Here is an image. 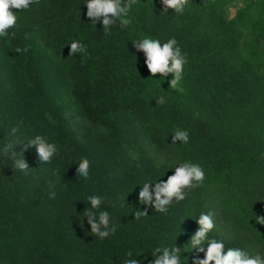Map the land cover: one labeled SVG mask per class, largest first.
Listing matches in <instances>:
<instances>
[{"label":"trees","instance_id":"obj_1","mask_svg":"<svg viewBox=\"0 0 264 264\" xmlns=\"http://www.w3.org/2000/svg\"><path fill=\"white\" fill-rule=\"evenodd\" d=\"M230 1L189 0L178 15L164 13L161 0H138L132 24L107 34L87 18L86 0H39L27 10L12 9L18 20L5 37L8 55L21 75L30 126L56 145L58 159L75 170L82 158L89 160L50 92L40 53L58 58L83 117L101 134L97 157L121 174L128 194L138 197L143 183L167 180L186 161L200 164L206 179L167 213L137 201L121 214L102 202L118 227L101 240L91 233L87 209L57 216L4 155L11 104L0 91V264H124L129 258L149 264L153 249L175 246L181 264H194L204 253L190 239L199 215L208 212L216 225L209 239L264 257V225L255 219L264 215V0H240L232 17ZM146 36L178 41L187 57L183 93L169 87L171 74L151 77L132 44ZM73 40L87 54L69 57ZM161 96L165 103L158 105ZM177 128L189 132L188 144L172 143ZM102 173L90 162L92 182Z\"/></svg>","mask_w":264,"mask_h":264},{"label":"clouds","instance_id":"obj_2","mask_svg":"<svg viewBox=\"0 0 264 264\" xmlns=\"http://www.w3.org/2000/svg\"><path fill=\"white\" fill-rule=\"evenodd\" d=\"M34 3L38 4L39 0H0V37H7L8 30L17 24L18 17L12 9L27 10ZM137 3L138 0H86V16L94 25L100 22L103 32L107 34L117 24L121 29L128 28L132 24L129 13ZM161 3L164 6V13H167L168 9H172L175 14L183 15L189 0H161ZM132 44L137 52L144 54V63L151 77H156L159 74L160 77L167 78L171 74L172 79L169 81V87L180 93L185 91L181 82L184 77L187 57L175 37L161 42L159 39L146 36L135 40ZM69 46V57L76 54H87L86 46L79 40H73ZM15 51L27 53L29 49L17 47ZM164 103L163 96L156 100L158 105ZM17 131L18 128L14 127L11 129V134L15 135ZM171 141L173 144L177 141L181 144H188L189 132L177 128L173 131ZM15 147L16 145L8 143L4 146L3 153L5 156L10 155L16 169L26 172L29 165L22 158L23 152H21L20 158H17L18 153L15 151ZM30 147H35L39 161L43 163L50 162L58 151L55 144L47 142L39 135L29 140L24 146V150L26 151ZM89 168L90 161L87 158H82L76 169L77 176L88 179ZM205 179V171L200 164L191 161L180 163L174 167L173 174L169 175L167 180H158L154 186L150 181L143 183L138 193L139 203L153 207L156 212L167 213L169 206L174 201L177 203L184 201L188 192L201 187ZM55 195L54 191L50 192V198H55ZM88 202L91 209L85 210L84 215L90 225L92 235L101 240L114 235L118 225L111 223L108 211L100 209L102 198L96 195L89 196ZM141 215H147V209L137 211L135 214L137 219ZM213 217V212L201 213L196 221L199 228L191 237L190 245L197 251L203 252L204 256L203 258L197 257L194 264H264V257L259 254L253 256L236 247H229L226 250L222 240L209 239L208 234L216 227ZM255 219L257 224L264 225V215H257ZM205 244L207 245L206 251ZM180 253L181 249L176 246L173 248L156 247L151 252L152 260L149 261V264H181ZM126 256L132 257V251L129 250ZM124 264H141V261L129 258L124 261Z\"/></svg>","mask_w":264,"mask_h":264},{"label":"rangeland","instance_id":"obj_3","mask_svg":"<svg viewBox=\"0 0 264 264\" xmlns=\"http://www.w3.org/2000/svg\"><path fill=\"white\" fill-rule=\"evenodd\" d=\"M242 1L233 0L228 3L227 14L232 17L241 6ZM42 65L44 67L50 92L58 106L63 110L69 122L71 130L79 139L84 149L88 151V158L92 168H101L100 178L84 179L77 176L76 170L63 160L58 159V154H54L51 161L43 163L39 161L35 147L24 146L29 140L34 139L37 134L28 120L26 110L29 106L23 100V89L21 86V75L16 64L8 55V41L5 37H0V91L11 104V111L4 121L6 143L16 145L17 157L26 160L29 168L25 172L26 181L36 190L46 196L42 197L46 205L57 216L63 212L71 213L79 209H91L88 202L89 196H99L102 202L109 201L112 211H120L121 214L127 212L126 205H134L139 201L138 197L127 193L120 180V175L116 170L102 164L101 158L97 157V140L101 135L99 131L90 125L83 117L80 107L75 102L69 86L67 85L63 70L58 58L47 53H40ZM18 128L15 135L11 134L12 128ZM132 168V167H131ZM107 180V181H106ZM27 189V185H23ZM55 192V198H50V192ZM33 192V193H34ZM34 193V195H36ZM109 205V203H108ZM109 207V209L111 208ZM66 213V214H67Z\"/></svg>","mask_w":264,"mask_h":264}]
</instances>
